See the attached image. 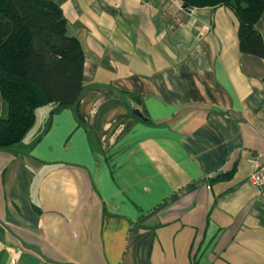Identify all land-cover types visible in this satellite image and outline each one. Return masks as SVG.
<instances>
[{"label":"crops","instance_id":"1","mask_svg":"<svg viewBox=\"0 0 264 264\" xmlns=\"http://www.w3.org/2000/svg\"><path fill=\"white\" fill-rule=\"evenodd\" d=\"M51 1L83 89L0 148V264H264V58L234 11Z\"/></svg>","mask_w":264,"mask_h":264},{"label":"trees","instance_id":"2","mask_svg":"<svg viewBox=\"0 0 264 264\" xmlns=\"http://www.w3.org/2000/svg\"><path fill=\"white\" fill-rule=\"evenodd\" d=\"M179 1L186 9L231 8L239 21L241 50L264 58V37L257 28L264 0ZM84 63L81 44L68 35L67 19L57 3L0 0V88L4 100L0 148L25 138L38 108L55 103V112L78 103Z\"/></svg>","mask_w":264,"mask_h":264},{"label":"built area","instance_id":"3","mask_svg":"<svg viewBox=\"0 0 264 264\" xmlns=\"http://www.w3.org/2000/svg\"><path fill=\"white\" fill-rule=\"evenodd\" d=\"M250 181L252 184L264 187V153L262 154V159L258 163L256 169L250 176ZM19 253L18 251L13 250L10 253L9 263L10 264H18L19 263Z\"/></svg>","mask_w":264,"mask_h":264},{"label":"water","instance_id":"4","mask_svg":"<svg viewBox=\"0 0 264 264\" xmlns=\"http://www.w3.org/2000/svg\"><path fill=\"white\" fill-rule=\"evenodd\" d=\"M134 113L138 114L139 116L143 117V113L139 109H135Z\"/></svg>","mask_w":264,"mask_h":264}]
</instances>
